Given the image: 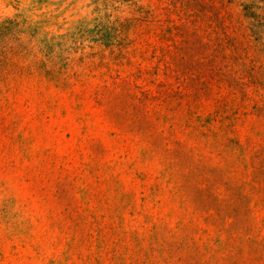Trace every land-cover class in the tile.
Here are the masks:
<instances>
[{"label":"rangeland","instance_id":"obj_1","mask_svg":"<svg viewBox=\"0 0 264 264\" xmlns=\"http://www.w3.org/2000/svg\"><path fill=\"white\" fill-rule=\"evenodd\" d=\"M0 264H264V0H0Z\"/></svg>","mask_w":264,"mask_h":264}]
</instances>
